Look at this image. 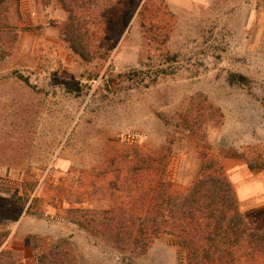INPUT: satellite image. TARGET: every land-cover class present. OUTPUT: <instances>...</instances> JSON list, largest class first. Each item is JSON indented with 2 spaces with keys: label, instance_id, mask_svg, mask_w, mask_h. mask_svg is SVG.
<instances>
[{
  "label": "rangeland",
  "instance_id": "374dc122",
  "mask_svg": "<svg viewBox=\"0 0 264 264\" xmlns=\"http://www.w3.org/2000/svg\"><path fill=\"white\" fill-rule=\"evenodd\" d=\"M126 3L123 33L87 62L58 0H0V252L14 264L51 246L77 264H186L175 237L136 255L98 227L113 204L99 173L128 145L167 153L178 193L203 155L226 157L240 211L264 225V169L249 167L264 164V0Z\"/></svg>",
  "mask_w": 264,
  "mask_h": 264
},
{
  "label": "trees",
  "instance_id": "16d2710c",
  "mask_svg": "<svg viewBox=\"0 0 264 264\" xmlns=\"http://www.w3.org/2000/svg\"><path fill=\"white\" fill-rule=\"evenodd\" d=\"M58 1L68 14L61 34L72 51L87 62L105 57V37L112 42L124 31L126 0L119 4L108 0V9L101 8L99 0ZM106 17L114 25L110 31L91 29L92 21ZM101 40L103 45L95 47ZM161 74L165 72L155 76ZM161 152L128 145L99 173L107 178L105 190L113 204L100 212L98 227L136 255L146 254L159 238L172 236L185 251L186 264H264V225L257 227L240 211L234 187L224 174L226 157L203 155L200 177L178 193L166 178L169 155ZM249 167L264 169V164ZM7 254L5 249L0 252V264H14ZM74 258L68 250L51 246L32 264H77Z\"/></svg>",
  "mask_w": 264,
  "mask_h": 264
}]
</instances>
